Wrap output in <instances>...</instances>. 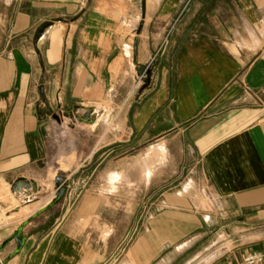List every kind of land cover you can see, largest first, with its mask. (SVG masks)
<instances>
[{"label":"crops","instance_id":"obj_1","mask_svg":"<svg viewBox=\"0 0 264 264\" xmlns=\"http://www.w3.org/2000/svg\"><path fill=\"white\" fill-rule=\"evenodd\" d=\"M84 103L104 105L84 122ZM66 127L87 131L85 156L73 138L64 153ZM4 185L27 216L0 220L2 242L32 225L4 264H192L248 243L264 228V0H0Z\"/></svg>","mask_w":264,"mask_h":264},{"label":"rangeland","instance_id":"obj_2","mask_svg":"<svg viewBox=\"0 0 264 264\" xmlns=\"http://www.w3.org/2000/svg\"><path fill=\"white\" fill-rule=\"evenodd\" d=\"M133 37H134L133 34L118 36L119 41L127 42V43L132 42V38ZM146 71L144 70L143 72H141V80H144L147 77V72ZM119 101L120 100L118 98L117 99H112L111 107L114 108V110L112 112L115 111V108L117 107ZM82 105H84V106L81 108V111L85 107L89 108L90 106H95L96 105V106H98L100 108L104 104L103 103H100V104H87V103H84ZM79 110H80V107H79ZM109 117L113 118V114L111 116H109ZM59 121H61L60 117H56L54 120H52V122L54 124L59 122ZM63 121H64V123L73 122L75 124L78 122L74 118H72V119H64ZM77 133H78V135H77ZM86 136H87V131L86 130H80L79 132H77L75 130H71L70 127H66V129L63 132V137H62L63 138V151H64V153L68 152L70 154V151H71V140L73 138V140L75 139V140H78V142H79L78 154L85 156L86 155V150H87L86 145H85ZM50 151L51 152L49 153V167H54V165H55V162H54V148L51 147ZM61 168L63 170H66L67 168H69V166L61 165ZM54 174L55 173H54L53 169H50L48 171V181H49L50 191H49L48 194H46L41 199V203H40L39 206H42L45 201H47L51 197L53 198L55 196L54 184H55V182L57 181V179L59 177L55 176ZM10 190H11L10 186H8V185L0 186V200L6 202L8 204V206L5 209H2L1 212H0V220H1L2 224L11 222L13 220H18V221L19 220H23L27 216V213H26L24 208L22 210L20 209V211H19V209H18L19 208V203L14 200L13 196L10 194ZM59 202L60 201H58L56 204L52 205L50 208H52L54 210L55 206H57V204ZM63 211H65V208L63 209ZM8 216H14V217L13 218H10V217L7 218ZM27 223H29V220L26 221V224L24 226L25 228H23L24 231L29 230V228H31V226H32V225H28ZM143 229L145 230V226H144ZM145 239H147L148 241L144 244V248L147 247L149 249L152 246L153 243L151 241H149L150 238H149L148 233H146L144 235V240ZM263 239H264V228H256L254 236L251 239H249L248 243H243L242 245H239V247H238L239 249L232 248V243L230 244L227 240H223V241L219 240L217 243L212 244V246L207 251H205L192 264H208V263H211V262H213L212 264H218L219 262H221V261H223L225 259L239 258L240 255L242 253H244L245 251L258 250L260 244L258 245L257 243L261 242L260 240H263ZM130 244H131V240H130V242H128L127 246L129 247ZM153 245L156 246V244H153ZM163 254H161V255H163ZM0 257H3V255H0ZM127 259H128V256H127ZM160 260H161L160 257L153 258L151 260L150 259L149 260L148 259H143L142 260V262H143L142 264H158ZM129 263L130 262L128 260V264Z\"/></svg>","mask_w":264,"mask_h":264},{"label":"water","instance_id":"obj_3","mask_svg":"<svg viewBox=\"0 0 264 264\" xmlns=\"http://www.w3.org/2000/svg\"><path fill=\"white\" fill-rule=\"evenodd\" d=\"M41 32H43V30H41ZM77 120H79L80 118L77 116L76 117ZM84 122H89L91 121L90 115L89 114H85V117L83 118ZM58 182H61V178L57 179ZM24 179H19L16 182L12 183L11 188L12 190H15L17 187V184L19 183H23ZM27 185V184H26ZM66 187L63 184H56V189H55V196L51 199V201L47 204L46 207H51L52 205L56 204L58 201H60L65 193ZM25 224H22L21 226H19V228H17V230L4 242H2V244L0 245V251L3 249V247L8 244L10 241H15L17 244V249H20L23 242H24V238L22 237V229L24 228Z\"/></svg>","mask_w":264,"mask_h":264},{"label":"built area","instance_id":"obj_4","mask_svg":"<svg viewBox=\"0 0 264 264\" xmlns=\"http://www.w3.org/2000/svg\"><path fill=\"white\" fill-rule=\"evenodd\" d=\"M2 240L0 238V245ZM0 264H4L3 259L0 258ZM218 264H264V243L258 250L245 251L239 258L225 259Z\"/></svg>","mask_w":264,"mask_h":264},{"label":"bare ground","instance_id":"obj_5","mask_svg":"<svg viewBox=\"0 0 264 264\" xmlns=\"http://www.w3.org/2000/svg\"><path fill=\"white\" fill-rule=\"evenodd\" d=\"M85 114H89V108L85 107V108L82 109L81 114L79 115L80 116L79 120L83 121V118L85 117ZM23 185H24V183L17 184L16 189L19 190Z\"/></svg>","mask_w":264,"mask_h":264}]
</instances>
